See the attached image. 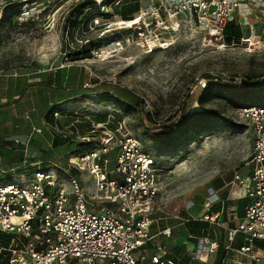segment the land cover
Returning a JSON list of instances; mask_svg holds the SVG:
<instances>
[{
	"label": "rangeland",
	"instance_id": "obj_1",
	"mask_svg": "<svg viewBox=\"0 0 264 264\" xmlns=\"http://www.w3.org/2000/svg\"><path fill=\"white\" fill-rule=\"evenodd\" d=\"M83 1L30 0L28 8L36 7L39 19L21 22L17 15L0 25V68L53 74L57 67L63 66L59 74L69 81L56 83L57 91L72 90L73 98L51 102L50 129L62 130L73 120L70 117L78 116L79 128L88 134L86 115L102 122L111 114L114 119L108 123L109 128H114L116 120L124 119L133 135L145 141L156 160V177L162 186L151 234L177 225V216L188 217L184 211L187 202L197 194H205L209 187L224 201L223 208L227 202L237 200L241 191L234 178L243 173L250 159L253 133L250 126L235 116V102L245 104L246 99L235 98L234 91L218 82L220 79L238 84L258 82L259 87L264 86V5L252 4L254 12L239 15L236 23L242 35L226 39L225 45L210 41L203 30L181 23L177 29L148 41L150 51L145 48V37L140 38L129 27L134 23L127 19L137 13H131L137 8L136 3L125 5L123 1L122 5L108 0L110 5L103 6L98 5L101 0H96L91 11L70 22L73 21L68 19L70 12ZM152 2L140 0L139 9ZM7 3L19 4L21 10L25 7L22 0ZM120 10L129 15H122ZM199 77L208 81V87L190 95V86ZM211 84L216 85L211 88ZM260 94L264 92L257 89L251 96ZM200 98L206 100L203 105ZM183 106L184 118L194 111L214 108L233 123L201 132L180 127L171 138L163 140L147 136L148 115L157 124L178 121ZM52 110L60 111V118H55ZM63 143L66 147L53 149L58 150L59 164L65 166L77 153L75 144ZM246 203V200L237 203L241 212ZM196 214L201 212L196 210ZM187 227L198 233L208 230L204 224L172 230L170 238L161 239L167 249L193 248ZM217 234L219 241H223L220 230ZM238 241L241 243L242 238ZM180 258L188 259L186 249ZM259 264H264V256Z\"/></svg>",
	"mask_w": 264,
	"mask_h": 264
},
{
	"label": "built area",
	"instance_id": "obj_2",
	"mask_svg": "<svg viewBox=\"0 0 264 264\" xmlns=\"http://www.w3.org/2000/svg\"><path fill=\"white\" fill-rule=\"evenodd\" d=\"M29 1L22 0L25 7L17 16L21 22L40 17L36 7L28 8ZM252 4L264 5V0H153L129 20L134 22L129 27L145 37L150 51L149 42L181 23L225 45L227 26L241 13L254 12ZM6 5L7 0H0V21ZM208 84L197 78L190 95ZM51 113L61 116L58 110ZM235 116L252 128L253 145L243 173L234 178L241 191L238 198L247 201L244 215L237 218V208H230L237 223L226 230L223 241L217 230L224 201L213 187L199 194L202 202H187L188 217L177 216V225L151 234L162 186L150 147L133 135L124 119L109 128L111 114L102 122L86 115L89 133L84 134L79 117L72 116L64 129H50L53 139L75 144L77 155L67 165L49 161L45 168L42 160L28 162L32 137L43 133L42 127H34L26 140H14L25 148L20 168H0V264H180L181 258H171L172 250L161 239L191 224L207 225L208 230L198 233L187 227L193 241V248L186 247L187 264H219L220 251V264H259L264 256V248L257 246L264 243V105L239 106Z\"/></svg>",
	"mask_w": 264,
	"mask_h": 264
},
{
	"label": "crops",
	"instance_id": "obj_3",
	"mask_svg": "<svg viewBox=\"0 0 264 264\" xmlns=\"http://www.w3.org/2000/svg\"><path fill=\"white\" fill-rule=\"evenodd\" d=\"M62 68L63 66L57 67L53 74L45 73L43 70L0 68V168L8 172L20 168L25 148L21 144H16L14 140H26L34 127H42L43 133L34 134L32 137L28 148V162L42 160L45 164L49 161L60 163L57 158L58 150L53 149L56 145L52 133L44 124V120L49 125V117L46 116L51 109V102L62 103L73 98L72 90L63 91L64 88H61L57 91L56 83L65 84L69 81L68 77L59 74ZM58 146L66 147L63 144ZM236 199L227 202L223 209L219 204V210H223L220 218L222 227L219 230L224 237L226 230L237 223V218L244 215L243 211L241 216L237 205L242 198ZM231 207L237 208V218L229 215ZM173 249L170 250L174 254ZM221 255L223 256L220 251L219 259Z\"/></svg>",
	"mask_w": 264,
	"mask_h": 264
},
{
	"label": "trees",
	"instance_id": "obj_4",
	"mask_svg": "<svg viewBox=\"0 0 264 264\" xmlns=\"http://www.w3.org/2000/svg\"><path fill=\"white\" fill-rule=\"evenodd\" d=\"M123 1L125 2V5H128L129 3H132V2L134 4L136 3L135 5L137 6V8L134 9L131 13L139 12L140 9H139L138 4L140 0H128V2H126V0H115L113 3L119 4L122 2V5H123L124 3ZM110 2L111 1L106 0L103 3V6L105 4L110 5ZM95 3L96 2L94 0H85L81 2L80 4H78L70 12L69 17H68L69 21L73 19V21H70L73 23L74 19L76 20L77 17L83 16L85 14V11H91L93 9V4ZM14 6H16L17 9H15ZM11 9L13 10L12 12H10ZM20 12H21V6L19 4L9 3L8 5L5 6L3 10V16L0 21V25L7 21H11L13 17H16L17 15H19ZM120 13L124 16L129 15V14H125L124 11H121V10H120ZM132 19L133 17L128 18L127 20L129 21ZM241 35H242L241 28L240 26H238L236 22H232L227 26L226 31H225V39L230 40L232 37H240ZM218 83L220 86L234 91L235 98L242 99L244 97V99H246V102L245 101L243 102L245 104H239L238 102L237 103L235 102V105H236L235 108L239 106L250 105V104L264 105V94H260L256 97L251 96V94L256 92L257 89L264 92V86L259 87L258 82H256L255 84H249V82L238 84L234 80L222 81L220 79ZM214 85L216 84H211L209 85V87L213 88ZM199 101L203 105L206 100L204 98L203 99L200 98ZM184 107L185 106H183V109L181 111V117L178 121H171L165 124L155 123V121L152 120V118L148 115L147 117L149 119L148 121L150 122V126L146 127L147 136L151 140H163V139L171 138L175 133H177L181 129L180 127H182L184 131H188L191 128H196L197 132H201L204 130H218L219 128L225 127V125L227 124L233 123V121L230 118H227L222 113H220L219 110L214 109V108H203L200 111L192 112L188 117L184 118L183 116L184 109H185ZM140 109L141 111H143L142 103L140 105ZM49 115L50 114H48L46 117H49ZM54 142L56 146L64 144L63 142H59L57 137H55ZM241 200H245V199H241ZM244 207H243L242 212L244 211ZM238 210L240 211L241 208L238 207ZM242 212H241V216L243 215ZM2 242L4 241L1 240V237H0V243ZM257 246L260 248H264V243L257 242ZM185 249H186L185 246L174 248L173 249L174 254H171L170 257L177 259L176 257H180L182 252L185 251ZM221 257L222 255L220 256V259ZM220 259H219V264H220ZM187 263L188 261L180 259V264H187ZM191 264H198V263L193 262Z\"/></svg>",
	"mask_w": 264,
	"mask_h": 264
},
{
	"label": "water",
	"instance_id": "obj_5",
	"mask_svg": "<svg viewBox=\"0 0 264 264\" xmlns=\"http://www.w3.org/2000/svg\"><path fill=\"white\" fill-rule=\"evenodd\" d=\"M195 199H197L199 202H202L203 201V198L200 195H196L195 196Z\"/></svg>",
	"mask_w": 264,
	"mask_h": 264
},
{
	"label": "bare ground",
	"instance_id": "obj_6",
	"mask_svg": "<svg viewBox=\"0 0 264 264\" xmlns=\"http://www.w3.org/2000/svg\"><path fill=\"white\" fill-rule=\"evenodd\" d=\"M134 23V22H133Z\"/></svg>",
	"mask_w": 264,
	"mask_h": 264
}]
</instances>
